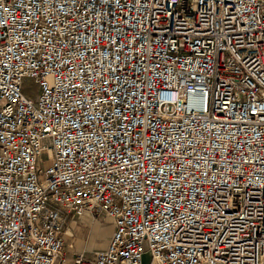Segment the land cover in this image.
I'll list each match as a JSON object with an SVG mask.
<instances>
[{"label": "built area", "instance_id": "obj_1", "mask_svg": "<svg viewBox=\"0 0 264 264\" xmlns=\"http://www.w3.org/2000/svg\"><path fill=\"white\" fill-rule=\"evenodd\" d=\"M145 255L264 264V0H0V264Z\"/></svg>", "mask_w": 264, "mask_h": 264}, {"label": "crops", "instance_id": "obj_2", "mask_svg": "<svg viewBox=\"0 0 264 264\" xmlns=\"http://www.w3.org/2000/svg\"><path fill=\"white\" fill-rule=\"evenodd\" d=\"M96 222H100V220L91 219L89 216H85L82 218L69 219L66 223V230L62 234V239L64 241V254L67 261L71 260L74 255L81 252H94L97 249V246L105 247L107 240L109 237V232L111 229L107 230V232L99 234L102 238V241L99 243L96 242L99 238L94 237L92 239L91 229L93 230ZM89 227V228H88ZM86 237V242L84 243L83 239ZM143 264H147V255L143 257Z\"/></svg>", "mask_w": 264, "mask_h": 264}, {"label": "rangeland", "instance_id": "obj_3", "mask_svg": "<svg viewBox=\"0 0 264 264\" xmlns=\"http://www.w3.org/2000/svg\"><path fill=\"white\" fill-rule=\"evenodd\" d=\"M28 89L26 90V92H27V95L28 96H30V97H34L35 95H37L38 94V92H37V90H35V88L33 87V85L32 84H30V83H28ZM47 159H48V155H47V152L46 151H43V153H42V155H41V161H42V163H41V166L42 167H44L45 165H46V163H47ZM89 228V227H88ZM111 227H110V223L109 222H103V221H100V222H96L95 223V225H94V228H93V230L91 229V233L93 234L92 235V239L94 238V237H96V238H99V234H98V232H100V234H102V233H105V232H107V230H109ZM111 232V231H110ZM110 232L108 233V234H110ZM103 235V234H102ZM100 238H102L101 237V235H100ZM98 239L96 242H98L99 243V240H100V242L102 241V239ZM108 238V237H107ZM86 237L83 239L84 241V243L86 242ZM102 248H104V247H100V246H97V249H102ZM147 263H148V260H147Z\"/></svg>", "mask_w": 264, "mask_h": 264}]
</instances>
